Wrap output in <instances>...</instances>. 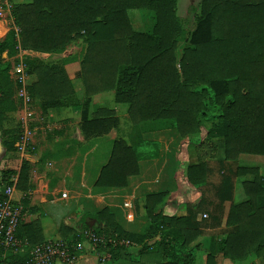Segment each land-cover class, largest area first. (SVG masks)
<instances>
[{
	"label": "trees",
	"instance_id": "obj_1",
	"mask_svg": "<svg viewBox=\"0 0 264 264\" xmlns=\"http://www.w3.org/2000/svg\"><path fill=\"white\" fill-rule=\"evenodd\" d=\"M131 8L154 12L150 32L133 27L128 14ZM198 9L187 43L179 45L183 25L177 0L14 2L12 15L19 31L10 30L0 39V128L6 154L15 149L8 136L18 137V127L16 123L13 131L4 125L10 104L2 88L9 63L1 53L17 42L23 49L59 52L76 39L85 41L80 59L86 94L80 119L84 135H98L119 125L111 107L98 105L88 111L90 96L107 89H113L116 101L127 103L135 131L129 141L123 136L113 140L95 185L125 186L127 176L139 172L138 160L158 155L159 142L142 137L141 122L148 123L145 128L175 127L181 137L177 157L179 152L183 155V146L193 145L196 161L187 160L183 175L196 188L206 182L207 160L217 156L220 145L225 160H235L243 152L264 154V0H200ZM65 63L66 59L55 63L33 60L29 92L42 108L78 104ZM27 169L24 161L16 183L20 189L27 188ZM12 172L11 167L1 168L0 198ZM232 173L251 175L241 182L246 198L230 204L227 230L206 248L199 241L191 244L199 235L192 211L185 215L163 212L169 190L144 195L148 222L139 237L123 228L107 206L84 213L83 231L99 237L95 248L100 255L109 253L108 261L100 260V264L129 259L131 252L123 241L132 238L141 240L137 258L152 264H200L196 254L203 249V264H217V254L231 259L255 254L264 261V173L251 164L237 165ZM220 185L219 198H229L231 174L223 175ZM200 202L191 204L197 207ZM87 216L96 221L90 225ZM59 231L68 242L84 238L82 230L66 223H61ZM17 234L26 237L29 245L43 241L37 219L21 221ZM21 258L13 256V260Z\"/></svg>",
	"mask_w": 264,
	"mask_h": 264
},
{
	"label": "crops",
	"instance_id": "obj_2",
	"mask_svg": "<svg viewBox=\"0 0 264 264\" xmlns=\"http://www.w3.org/2000/svg\"><path fill=\"white\" fill-rule=\"evenodd\" d=\"M27 1L30 0H14V2ZM1 20L2 18H0ZM2 35H4L3 30L0 32V39H2ZM24 50L36 54L44 62L55 63L59 60L58 58L48 60L42 55H48L47 58H49L50 54H64L65 49L59 52ZM69 65L71 66L70 71H68ZM73 66L72 61L65 63L78 104L68 103L59 107L42 108L38 98L31 96L28 101L22 95L23 99L21 98L20 108L16 113L19 137L14 143L17 148L14 166L10 161L11 156L6 154V150L2 154L0 153V158L4 154L3 158L8 162L7 165L2 167L13 168L9 180L13 184V198L19 201L23 207L22 221L26 223L37 219L41 225L42 242H46L62 238L59 231L61 223L76 228L79 224L78 220L84 225L81 219L84 213H93L107 206L123 228L135 233V237H139L142 227L148 222V218L145 211H143L142 217L138 216L137 197L143 199L146 193L169 190V195L163 204L164 213L185 215L192 211L195 214L194 222L199 228V235L191 244L199 241L206 248L220 238L228 228L225 222L230 204L246 198L241 184L242 180L251 177L249 174L237 175L231 171L228 172L224 170V165L232 166V169H235L237 165L251 164L258 165L261 169L259 163L247 162L251 157L245 156L247 154L245 152L240 153L235 160L223 159L222 153V156L218 157L220 178L211 179L209 175L211 170L210 160L216 157L209 158L207 160L206 182L198 188L193 187L185 184L187 182L185 177L184 183L180 180L181 178L178 177L180 173H177V176L175 174V157L180 142L179 131L175 127L145 128L148 123L141 122L140 126H143L142 137L159 142L158 155L138 160L139 172L128 175L127 185L125 186L95 185L101 167L108 161L110 156L113 140L118 136H123L129 141L130 135H133L135 131L128 115L129 125L125 135L121 134L120 125L98 135L88 137L84 135L80 128V119L83 108L82 101L86 97L85 87L81 74L78 76L76 74L78 72H74L76 68ZM21 88L26 91V85L22 84ZM111 91L113 95H111ZM94 96L98 101L109 99L110 96H113L114 99V92L113 89H107L91 95L88 108L93 109L98 105L108 106L94 102ZM114 101L116 100L114 99ZM27 104L31 106L30 109L27 108ZM111 108L115 110L116 115L119 117L115 106ZM2 139L0 128V146L6 149ZM101 146L103 149H101ZM191 147L193 150L189 152V162H195V151L193 145ZM219 149L220 146L218 151ZM107 150L109 152L105 154ZM98 152L101 153L100 157H98ZM243 156L245 157L243 158ZM263 156L264 154H260L257 157L260 159ZM242 158L245 161H242ZM24 161L28 165V185L26 189H20L16 183L21 164ZM2 167H0V171ZM225 174H231V195L229 198L221 200L217 191L221 186V178ZM180 181L182 186H179ZM199 199L201 200L200 204L194 207L191 203ZM93 219L95 220V218L89 216L86 218L89 224ZM131 227L136 229H131ZM77 230L83 231L80 228ZM20 232L25 234L24 227H21ZM83 233L84 238L74 242L79 247L74 250L75 257L73 259H58L51 264H100V260L108 261L109 253L104 252L100 255L95 248L96 242L90 236V233H95L86 229ZM22 238L27 241L26 237ZM123 243L127 245L131 257L129 259L119 258L116 264H152L137 258L141 240L132 238L124 240ZM132 255L136 256L133 257ZM219 256L222 257V260ZM257 257L259 256L249 254L243 259H231L217 254L216 260L226 262V264H237V261H240L238 264H256ZM205 260L206 251L204 249L199 250L196 254V262L203 264Z\"/></svg>",
	"mask_w": 264,
	"mask_h": 264
},
{
	"label": "rangeland",
	"instance_id": "obj_3",
	"mask_svg": "<svg viewBox=\"0 0 264 264\" xmlns=\"http://www.w3.org/2000/svg\"><path fill=\"white\" fill-rule=\"evenodd\" d=\"M199 1L200 0H177V14L181 17V22L183 25V29H182V33L180 34V38H179V45L185 44L188 41L189 35L191 30L194 28L195 23H196V18L198 16L199 13V9H198V5H199ZM14 3V0H0V18H2V20L0 21V32L3 30L4 31V35H2V38L5 36V34L7 32H9L10 30H14L15 32L19 31V27L15 22V19L13 18L12 15V5ZM129 15H130V19H131V23L134 27H136L137 29H142V30H146V31H151L152 26L154 24L155 21V14L154 12H152L151 10L148 9H144V8H132L128 10ZM16 36V42L18 39L17 34ZM85 49V41L83 39H76L75 41L71 42L70 44H68L65 48V50L63 51L64 54H50L49 58L48 55H42L45 59L48 60H55V59H66V62H73L74 64V68H76V70H74V72H78L76 74H78V76L80 75V59L82 58L83 52ZM52 55H54L52 57ZM62 55V56H61ZM61 57V58H60ZM1 58L5 61H7L9 63V67L7 69V77H4L5 83L3 84V88L2 91L7 93V95L9 96V119L7 121L4 122V124L7 125V127H9L10 129H15L16 126V113L19 111V103L21 101L22 97V93H21V86L22 84L26 85V91L28 93H25V98L29 101L31 94L29 92V86L31 84L33 77V72L31 71V65L33 64V60H35V58H39V56H36V54H32L30 52H28L27 50H24L23 48H21L18 45L14 47V48H10L9 51L8 50H4L1 53ZM37 60V59H36ZM58 60V61H59ZM32 61V62H30ZM35 63V61H34ZM22 66V69L25 73V78L20 79L19 78V74L20 72L17 71V67ZM71 66H68V71H70ZM72 68V69H74ZM1 92V91H0ZM2 93V92H1ZM98 93V92H96ZM95 94V93H94ZM93 95V94H92ZM111 95H113L112 91H111ZM3 96H5V94L3 93ZM28 97V98H27ZM93 101L97 102V103H102L108 106H115L116 108V112L120 117V132L121 134L125 135L126 131H128V113H127V104L125 102H116L113 99V96H110L109 99H104L101 101L96 100V96L93 97ZM35 104V103H34ZM27 108H31L30 105H26ZM88 111H91L92 108H88ZM204 131V129H203ZM19 137V136H18ZM16 134L13 133V136L10 135L8 136L9 139H11L13 142V144L16 142V139L18 138ZM181 140V137H180ZM216 140H219L216 139ZM221 140V138H220ZM220 144V142H219ZM145 147V150H150V148L148 147V145H142L141 148ZM112 148V147H111ZM149 148V149H148ZM4 149V148H3ZM16 147L15 149H12V151L8 152V155L11 156L10 161L12 162V165L14 166L15 164V159H16ZM101 149H103V147L101 146ZM6 150V149H4ZM3 150V152H4ZM98 150H100V148H98ZM178 150V149H177ZM193 149L191 147V145H185L183 146V155L181 154V152H179V157H177L178 153H176V157H175V174L178 177L181 178L180 180L183 181L184 183V175L183 173V167L185 166L187 160H189L190 156H189V152H191ZM2 152V153H3ZM108 150L105 152V154H108ZM1 153V154H2ZM96 153V152H95ZM111 153V150H110ZM222 146L220 145V149L218 151V156H216V158H214L213 160H210V165H211V170H210V176L211 179H216V178H220V172H219V166L220 163L218 161V157L222 156ZM100 152H98V157H100ZM258 155L260 154H253V153H247L245 154V156H250V160L247 162H256L259 163L261 169L260 171L264 173V156L260 159H258ZM4 154L2 155V157L0 158V167H2L3 165H7L8 162L5 158H3ZM243 156V158L245 157ZM147 158H152V157H147ZM242 158V159H243ZM242 161H245V159H243ZM10 162V164H11ZM182 170V172H181ZM224 170L226 171H231L232 172V166H228V165H224ZM178 171V172H177ZM180 181L179 186H182ZM185 184H188L187 182ZM136 201L138 202L137 207H138V216L142 217V213H143V207H142V201L143 199L141 197H137ZM202 213V212H201ZM209 217V215H208ZM96 220H93L92 223H94ZM77 222H79V224H77L76 229L80 228L83 229L84 225H82L80 223V220H78ZM138 228V227H137ZM131 229H136L134 227H131ZM87 230V229H86ZM255 255V254H254ZM133 257H135L136 255H132ZM220 260H222V257L219 256ZM256 264H264V261L262 260V258L257 257ZM237 264L240 263V261L236 262ZM217 264H226L223 263V261H217ZM228 264V263H227Z\"/></svg>",
	"mask_w": 264,
	"mask_h": 264
},
{
	"label": "built area",
	"instance_id": "obj_4",
	"mask_svg": "<svg viewBox=\"0 0 264 264\" xmlns=\"http://www.w3.org/2000/svg\"><path fill=\"white\" fill-rule=\"evenodd\" d=\"M19 78H25L22 66L17 67ZM24 96V88H21ZM25 98V96H24ZM28 98V97H27ZM26 99V98H25ZM13 184L6 185L0 198V264H51L55 260H71L75 257L74 250L79 247L74 242L62 238L29 245L26 239L18 236L17 230L23 218L21 203L12 196ZM91 238L99 239L90 233ZM13 256H21L20 260H13Z\"/></svg>",
	"mask_w": 264,
	"mask_h": 264
},
{
	"label": "water",
	"instance_id": "obj_5",
	"mask_svg": "<svg viewBox=\"0 0 264 264\" xmlns=\"http://www.w3.org/2000/svg\"><path fill=\"white\" fill-rule=\"evenodd\" d=\"M3 150H4L3 147L0 146V153H2ZM93 220H94V219H93ZM90 224H92V222H90Z\"/></svg>",
	"mask_w": 264,
	"mask_h": 264
}]
</instances>
